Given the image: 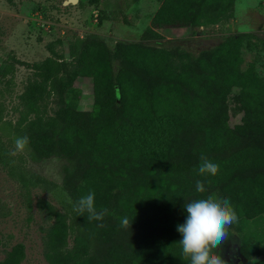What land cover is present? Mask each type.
<instances>
[{
	"label": "trees",
	"instance_id": "1",
	"mask_svg": "<svg viewBox=\"0 0 264 264\" xmlns=\"http://www.w3.org/2000/svg\"><path fill=\"white\" fill-rule=\"evenodd\" d=\"M233 2L160 0L150 24H214ZM82 42L74 38L67 51L76 57L73 74L91 81V109L65 124L47 120L49 127L62 128L56 138L53 130L46 145L66 155L65 187L93 182L114 191L97 209L107 214L93 220L94 239L81 229L88 214L70 212L64 222L65 215L53 213L61 220L51 231L47 264H190L177 225L186 219L184 205L209 193L230 200L240 227L264 218V80L252 64L240 69L239 34L187 54L179 68L166 49L137 43L109 53L102 46L79 47ZM63 65L51 57L30 65L34 78L23 91L31 100L26 112L34 111L46 88H54ZM232 87L238 88L235 101L242 115L229 126L225 100ZM201 155L219 165L216 175L198 173ZM197 180L204 193L196 191ZM125 217L129 227L121 226ZM69 233L73 248L66 244ZM20 258L13 247L0 264H20ZM243 258L264 264V242Z\"/></svg>",
	"mask_w": 264,
	"mask_h": 264
},
{
	"label": "rangeland",
	"instance_id": "2",
	"mask_svg": "<svg viewBox=\"0 0 264 264\" xmlns=\"http://www.w3.org/2000/svg\"><path fill=\"white\" fill-rule=\"evenodd\" d=\"M159 1L0 0V260L16 247L21 251L20 264H47L51 231L61 220L53 213L65 215L63 221L68 222L81 196L94 192L99 209L114 191L93 182L65 187L66 155L55 151L54 144L46 145L53 130L56 138L62 128L49 127L47 120L56 118L65 124L84 118L91 109V81L73 74L76 57L67 51L74 38L83 39L79 47L102 46L109 53L137 43L166 49L179 68L187 54H196L236 33L241 36L240 69L252 64L264 80V0H234L217 23L192 28L152 26L151 14ZM45 57L62 60L64 65L54 88H46L33 103L34 111L26 112L31 100L23 97V91L34 78L30 65ZM237 92L232 87L225 100L229 126L239 123L242 115L235 101ZM23 136L29 138L25 150L10 155L15 138ZM93 228V220L81 224L88 238H95ZM229 233L217 252L232 264H248L243 256L264 242V218L241 227L234 223ZM66 244L73 248V233L66 236Z\"/></svg>",
	"mask_w": 264,
	"mask_h": 264
},
{
	"label": "clouds",
	"instance_id": "3",
	"mask_svg": "<svg viewBox=\"0 0 264 264\" xmlns=\"http://www.w3.org/2000/svg\"><path fill=\"white\" fill-rule=\"evenodd\" d=\"M28 144L27 136L15 138V147L10 155L15 156L23 152ZM200 159L199 174L207 173L213 176L217 174L219 170L217 163L204 155H201ZM196 191L205 192L204 184L200 180L196 181ZM184 208L187 213L186 219L184 223L177 225V231L181 234L179 244L184 258L188 259L190 264H227L217 249L229 239V227L238 220L230 200L218 197L215 193H209L206 197L186 203ZM73 210L81 216L87 212L89 221L102 220L107 214V209L97 211L94 192L81 196L74 204ZM121 226H130L127 217L122 218Z\"/></svg>",
	"mask_w": 264,
	"mask_h": 264
},
{
	"label": "water",
	"instance_id": "4",
	"mask_svg": "<svg viewBox=\"0 0 264 264\" xmlns=\"http://www.w3.org/2000/svg\"><path fill=\"white\" fill-rule=\"evenodd\" d=\"M69 2H71V3H73V2H75L76 0H68Z\"/></svg>",
	"mask_w": 264,
	"mask_h": 264
},
{
	"label": "crops",
	"instance_id": "5",
	"mask_svg": "<svg viewBox=\"0 0 264 264\" xmlns=\"http://www.w3.org/2000/svg\"><path fill=\"white\" fill-rule=\"evenodd\" d=\"M156 8H157V7H156ZM156 8L154 9V11L156 10ZM154 11H153V12H154ZM152 14H153V13H152ZM152 14H151V16H152Z\"/></svg>",
	"mask_w": 264,
	"mask_h": 264
}]
</instances>
